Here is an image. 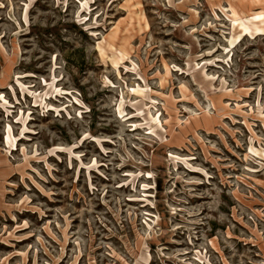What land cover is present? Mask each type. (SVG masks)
Masks as SVG:
<instances>
[{
  "label": "rangeland",
  "instance_id": "1",
  "mask_svg": "<svg viewBox=\"0 0 264 264\" xmlns=\"http://www.w3.org/2000/svg\"><path fill=\"white\" fill-rule=\"evenodd\" d=\"M0 264H264V0H0Z\"/></svg>",
  "mask_w": 264,
  "mask_h": 264
}]
</instances>
